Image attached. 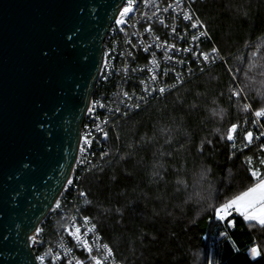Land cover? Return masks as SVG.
I'll use <instances>...</instances> for the list:
<instances>
[{"label": "trees", "instance_id": "trees-1", "mask_svg": "<svg viewBox=\"0 0 264 264\" xmlns=\"http://www.w3.org/2000/svg\"><path fill=\"white\" fill-rule=\"evenodd\" d=\"M195 7L242 95L230 98L236 84L218 64L118 121L106 149L75 170L90 201L83 211L119 264H264V227L234 214L238 251L226 241L212 246L217 222L208 210L250 185L246 157L260 167L264 156L257 143L230 157L225 140L229 124L249 115L243 103L262 106L264 0H199ZM217 128L223 131L214 134ZM205 140L212 143L201 152ZM205 168L211 171L202 178ZM254 244L261 249L255 258L247 254Z\"/></svg>", "mask_w": 264, "mask_h": 264}, {"label": "water", "instance_id": "water-1", "mask_svg": "<svg viewBox=\"0 0 264 264\" xmlns=\"http://www.w3.org/2000/svg\"><path fill=\"white\" fill-rule=\"evenodd\" d=\"M122 4L0 0V264H38L29 234L71 174L103 41ZM40 48L55 51L43 57Z\"/></svg>", "mask_w": 264, "mask_h": 264}, {"label": "built area", "instance_id": "built-area-1", "mask_svg": "<svg viewBox=\"0 0 264 264\" xmlns=\"http://www.w3.org/2000/svg\"><path fill=\"white\" fill-rule=\"evenodd\" d=\"M197 1L199 0H134L133 12L126 18L125 23L117 26L115 20H113L103 41V53L107 52L109 55L105 57L102 54L101 66L88 104L90 106L92 101L97 100L103 103L104 107L97 106L92 114H89L87 109L85 111L81 124L80 137L87 134L89 139L92 140V145L83 155V163L78 164L75 160L70 177H75L76 169H83L90 165L92 159L95 158V154L100 152L101 148L106 149L104 143L107 139L104 138L103 132L96 130L98 124L103 131L108 133V137L110 133L115 135L118 121L137 112L150 102L164 97L189 80L218 64L228 69L227 57L220 49V54L224 57L222 61L216 60L213 64L201 63L199 66L191 52L185 53L183 51H177V49L190 48L193 52L199 53L200 51H210L213 46L218 47L197 12L195 7ZM166 8L168 11H164ZM186 13L191 15L193 20L201 26L193 29L191 27L192 21L183 19ZM149 27L152 29L151 32L146 31ZM204 31L207 32V36H200V33ZM193 36H197L199 39L193 41ZM157 37H159V40H157ZM165 41L168 44L175 45L174 49L168 50V54L173 57L172 59H166L164 48L158 49L156 47L157 43H163ZM145 47L148 48V51L144 50ZM153 58L158 61V68L150 64V60ZM105 60L107 61V68H104ZM178 61H183V63H179ZM149 67L155 69V74L157 75L155 84L151 81L152 73L148 71ZM201 67L204 69L203 71L200 70ZM189 68L192 69L191 72H189ZM165 69L168 70L167 75L164 73ZM176 73L181 74L180 79L183 83L178 82ZM105 76L108 78L105 79ZM140 81H145L150 89L152 87L158 89L163 85L168 88V91L162 96L158 91L149 96L143 91L144 85ZM124 91H127L133 97L130 103H140L139 108L126 107L129 101L123 96ZM138 96H144L145 100L137 101L136 97ZM116 108H119L120 111L116 112ZM125 112L127 115L124 114ZM252 119L253 116L251 111H249L247 118L239 122L240 130L236 134L235 141L230 142L226 139L232 153L245 151L257 143L264 144V138H261L258 141L254 140L253 144L247 148L242 147L246 143L242 139L243 131L251 129L257 134L259 131H264V128L252 126ZM245 120H247V123H245ZM260 123H264V118L260 119ZM233 143L236 144L235 149L232 147ZM101 154L99 155L100 158H102ZM78 155L80 154L77 148L76 157ZM80 191L85 192L79 186L78 180H76V183L71 188L63 187L56 198L61 200L62 207L58 211H54L55 206L53 202V209L49 208L36 225V227L42 229L41 234L37 237L40 243L31 247L35 257L49 253L46 256L45 264H51V255H54L56 252H60L63 255L64 245L72 248L75 255L81 259L87 256V253L75 246V240L65 231V228L70 227L73 222L81 227V232L89 226L85 225L83 221V216H87L83 211L86 196H80ZM77 208L80 209L78 213L75 211ZM34 229L30 232L29 236L35 234ZM221 231H226L227 235L221 237L219 235ZM96 235L100 237L98 241L100 244L106 243L97 228ZM88 239L90 242L92 241V233L89 234ZM222 241L228 242L233 250L238 251L237 246L232 240L230 228H227L226 224H218L217 222L211 245H217ZM250 248L248 247V249ZM248 249L247 253L251 254ZM114 260L116 264H119L115 256Z\"/></svg>", "mask_w": 264, "mask_h": 264}, {"label": "snow or ice", "instance_id": "snow-or-ice-1", "mask_svg": "<svg viewBox=\"0 0 264 264\" xmlns=\"http://www.w3.org/2000/svg\"><path fill=\"white\" fill-rule=\"evenodd\" d=\"M123 6L117 8L118 15L114 17L115 24L117 26L125 23L126 18L129 16L130 13L133 12V4L134 0H122ZM164 11H168V9H164ZM184 20L192 21L191 27L193 29H196L197 27L201 26L199 25L195 20H193V17L189 14H185L183 16ZM206 27V26H205ZM50 31H55V25H51L49 28ZM78 29L73 30L71 35H68L67 39L71 41L73 37L76 35ZM147 32H151V27L146 29ZM175 31V29H173ZM200 36H207V32H201ZM199 38L197 36H193L192 40L197 41ZM157 40H159V37H157ZM156 47L164 48L165 49V57L166 59H172L168 54L169 49H174V44H168L166 41L163 43H157ZM145 51H148V48L145 47ZM55 49H45L40 48L39 53L43 57H48L52 52H54ZM177 51H183L185 53L191 52L193 58L197 60L198 66L201 63L204 64H213L216 60H223L224 57L221 56L220 50L218 47L213 46L210 51H200L199 53L193 52L190 48H183V49H177ZM105 57L109 55V53L105 52L103 53ZM130 55V53H129ZM179 63H183V61H178ZM150 64L159 67L158 61L153 58L150 60ZM107 61L104 62V68H107ZM203 71L204 69L201 67L200 69ZM148 71L152 73L151 75V81L153 84L157 81V75L155 74V69L153 67H149ZM167 69L164 70L165 75H167ZM192 69L189 68V72H191ZM177 80L179 83H183V81L180 79L181 74L176 73ZM105 79L108 77L105 76ZM142 85H144L143 91L147 93L149 96L159 92V94L162 96L166 91H168V88L161 85L158 89L156 87L149 88L148 84L145 81H140ZM175 87V85H173ZM240 91H231L230 90V98H237L239 100L240 97ZM259 98L261 100L262 106L252 109L251 102H245L242 105V108L245 112L251 111V114L253 116V119L251 120V125L255 126L257 128H264V123H260V119L264 118V93H259ZM123 96L126 97L129 101V103L126 105L127 108H139L140 103H130L132 101L133 97L129 95L127 91L123 92ZM255 99V97L253 98ZM137 101L145 100L144 96H138L136 97ZM104 107V104L94 100L92 101L91 105L87 107V112L89 114H92L94 112V109L96 107ZM237 107H240V104H237ZM116 112H119L120 109L116 108ZM220 113L223 116L224 110L220 109ZM127 115V113H124ZM245 123H247V120H245ZM96 130L98 132H103V136L105 139L108 137V133L106 131H103V129L98 124L96 126ZM240 130V125L237 122L230 123L229 126L226 129V139L227 141L234 142L236 139V134ZM223 130L220 128H217L214 130V134H219ZM261 138H264V131H259V133H255L253 130H246L242 132V139L246 143L242 145L243 148H247L250 145L253 144L254 140L258 141ZM222 139H224V136L222 135ZM211 144V140H205L201 142L200 151L203 152V144L204 143ZM78 144V152L80 155L75 157L74 159L76 162L83 163V155L86 153L88 149L91 148L92 140L89 139L88 135L85 134L79 138L77 141ZM233 149L236 148V144H232ZM259 151L261 153H264V144H260ZM234 152L230 154L231 156H234ZM109 155L108 152H104L101 154V157H105ZM244 163L248 165L247 171L252 179V182L249 186L245 187L243 190L238 191L237 193L231 195L229 198L225 199L223 202H220L219 204H208V210L212 213V215L209 216V219L215 220L218 222V224H226L227 228H234L236 225V219L234 218V214L238 217L243 218L245 222L253 221L258 223L260 226L264 227V171L261 170V167H264V156H262L259 159V165L260 167H254L253 166V158L251 156L246 157L244 160ZM211 171L210 168H205L201 174L202 178H205L208 176L209 172ZM64 180L66 181L65 185H62L66 188H71L76 183V178L74 176H65ZM182 182V181H181ZM17 195H20V193H17ZM63 195V193H61ZM80 196H86V193L83 191L79 192ZM54 201V209L53 205L49 204L48 207L50 209H53L54 211H58L62 207V202L60 199H56L53 197ZM85 204L90 203V201L86 200L84 201ZM75 211L77 213L80 211L79 208H77ZM83 221L85 225H89L86 230L81 232V227L79 225H76L74 222L70 227L65 228L66 233L71 236L75 240V246L77 248H80L83 250V252L87 253L86 258L81 259L75 255V252L72 248H68L66 245H64V253L61 255L60 252H56L54 255H51V264H116L114 260L113 255V249L109 246V244L104 243L100 244L98 241L100 237L96 235V225L91 222V219L88 216H83ZM42 229L40 227H36L34 229V235L29 236V244L30 246H34L37 243H40V241L37 240V237L41 234ZM93 234V239L90 242L88 239L89 234ZM219 235L221 237L227 235L226 231L219 232ZM248 251L251 253L252 257H259L261 255V249L257 245H253ZM49 253H46L45 255H37L35 257V260L39 262V264H45L46 256H48ZM211 264V261L209 262Z\"/></svg>", "mask_w": 264, "mask_h": 264}, {"label": "rangeland", "instance_id": "rangeland-1", "mask_svg": "<svg viewBox=\"0 0 264 264\" xmlns=\"http://www.w3.org/2000/svg\"><path fill=\"white\" fill-rule=\"evenodd\" d=\"M227 67H228V69H226V68H225V69L228 71V73L230 74V76H232L233 82L236 84L237 90H240V88L238 87V85H237L235 79L233 78V75H232V72H231V70H230V67H229L228 62H227ZM240 94L242 95V91H240ZM225 140H226V133H225ZM212 239H213V238H212ZM212 239H211V241H212Z\"/></svg>", "mask_w": 264, "mask_h": 264}, {"label": "crops", "instance_id": "crops-1", "mask_svg": "<svg viewBox=\"0 0 264 264\" xmlns=\"http://www.w3.org/2000/svg\"><path fill=\"white\" fill-rule=\"evenodd\" d=\"M247 223H249V225H259L258 223H256V222H253V221H249V222H247ZM253 245H251V246H249V247H252ZM249 256H251L252 257V255L251 254H249V253H247Z\"/></svg>", "mask_w": 264, "mask_h": 264}, {"label": "bare ground", "instance_id": "bare-ground-1", "mask_svg": "<svg viewBox=\"0 0 264 264\" xmlns=\"http://www.w3.org/2000/svg\"><path fill=\"white\" fill-rule=\"evenodd\" d=\"M101 66V65H100Z\"/></svg>", "mask_w": 264, "mask_h": 264}]
</instances>
